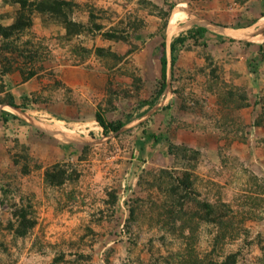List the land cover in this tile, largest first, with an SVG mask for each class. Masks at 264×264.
Wrapping results in <instances>:
<instances>
[{
    "label": "rangeland",
    "instance_id": "obj_1",
    "mask_svg": "<svg viewBox=\"0 0 264 264\" xmlns=\"http://www.w3.org/2000/svg\"><path fill=\"white\" fill-rule=\"evenodd\" d=\"M74 1L77 22L93 28L92 12L103 32L123 29L129 41L91 33L67 40L63 27L45 25L34 14L33 26L20 34L13 50L4 51L7 59L0 56V85L18 103L28 98L26 110L5 109L19 120L7 127L0 122V264H52L62 256L59 264H167L184 244L149 213L168 199L165 187H159L163 169L174 176L190 170L200 200L231 207L224 218L231 220L233 235L217 244L219 229L201 223L198 254L205 256L214 246L218 264L235 253L236 264H264V57L262 63L253 60L258 50L264 56V26L260 18L238 28L259 15L263 3L149 0L164 10L175 5L166 43L195 26L208 33L205 47L189 41L179 52L174 80L170 73L158 104L147 110L137 102L158 88L161 19L141 0ZM177 7L183 15L173 18ZM18 8L0 0V23L11 24ZM171 20L180 30L169 37ZM97 47L123 59L97 56ZM8 67L11 72H5ZM29 70L37 75L23 81ZM137 79L141 81L134 84ZM230 90L237 99L244 93L248 106L235 108L228 99ZM168 105L171 109L164 108ZM98 111L107 121L127 124L105 135L95 120ZM56 122L73 132L72 138L53 131ZM151 134H165L200 156L196 162L175 158L168 154V141L155 142ZM57 163L76 171L78 178L62 187L47 185L45 170ZM109 192L118 196L117 205L109 203ZM135 200L143 205L133 219L130 206ZM23 206H31L37 225L18 238L9 224Z\"/></svg>",
    "mask_w": 264,
    "mask_h": 264
},
{
    "label": "trees",
    "instance_id": "obj_2",
    "mask_svg": "<svg viewBox=\"0 0 264 264\" xmlns=\"http://www.w3.org/2000/svg\"><path fill=\"white\" fill-rule=\"evenodd\" d=\"M263 3V9L259 12V15L250 20L247 24H240L238 28L249 27L255 24L260 18L264 17V0H260ZM10 3L18 5V10L14 21L9 25H3L0 23V56L3 59H7L4 55L5 50H13L15 48L16 40L19 39L20 34L25 32L27 29L33 26V15L37 14L42 19L45 25L49 23H56L64 28L65 34L64 38L67 40H72L74 37L82 35L83 33L100 34L104 39L110 41H123L128 42L127 32L125 30H118L113 28L109 31L103 32L102 25H99L95 21V16L90 12V19L92 21V27H88L83 23L77 22L74 17V8L76 3L74 0H9ZM140 4L147 8L151 7L156 15L162 21V41L160 42L159 54H158V64H159V78L157 80L158 88L154 94L148 98L139 100L138 107L140 109L147 107V110L153 109L157 104L161 96L164 94L168 87V48L165 41L166 30L168 27L169 19L174 9L175 5H170L169 10H164L161 6L156 5L149 0H141ZM208 30L202 26H195L189 29L186 33H182L175 37L170 44V55H171V78L174 80V71L178 62L179 52L185 48V45L189 41H193L194 44L199 46H206ZM219 37V36H218ZM221 37V36H220ZM222 38V37H221ZM234 41V40H230ZM244 46H253L251 42L242 43ZM259 47V46H258ZM260 50L262 46L259 47ZM87 53H92V50L83 48ZM12 52V51H11ZM95 54L100 57H112L119 62L123 57L113 53L111 50L97 47L95 49ZM262 52L259 54V50L255 53L253 60L255 62L260 61L262 63ZM27 58V56H26ZM206 60L211 67V75L216 74V68L213 66V60L211 56H207ZM8 64H11L8 61ZM260 64V63H259ZM253 67V66H251ZM10 67L6 69L5 72H11ZM23 73V72H22ZM23 81H27L37 75L35 70H29L27 75L24 73ZM139 79L134 80V84L138 83ZM6 86L0 85V93H4V96H0V106H9L14 109L26 110V102L28 98H22V103H18L14 94L10 91H6ZM229 101L235 104V108L248 106L245 101L247 96L243 94H238L237 99L234 91L229 92ZM172 105L164 107L165 109H171ZM11 120H19V117L2 109L0 112V122L4 127L10 123ZM95 120L103 129L105 135L111 133H118L123 127L126 126L127 122L116 120L107 121L100 111L95 114ZM163 137L151 134L150 138L155 142H160L162 138L167 140V136L162 134ZM168 141V154L173 155L175 158L187 159L190 162H196L200 156L198 150L189 148L187 146L177 145L170 140ZM87 146L84 147L86 150ZM83 150V151H84ZM195 167L194 165L192 166ZM190 167V168H192ZM27 172V171H26ZM78 178V173L74 170H69L66 166L61 164H54L48 167L44 173V181L47 185L52 187H62L68 182H74ZM159 187H165L167 193V200H163L159 206L150 209L149 213L151 215L156 214V223L161 226L162 230L168 232L171 235H175L183 241V247L180 248L176 253L170 254L169 259L165 260L167 264H218L213 255L217 251V248L213 246V249L209 254L201 256L198 254L195 244L197 241L198 231L201 223H210L215 225L219 230L216 236L215 243L224 244L227 235L232 234L234 227L230 219L224 218L225 213L231 210V207L227 204L219 202H209L208 200H200L197 195L195 188L194 175L190 170L185 169L181 175L174 176V172L169 169H163L159 173ZM109 203L113 206L117 205L119 198L114 192H109ZM143 200H135L130 206V216L135 219L138 209L142 207ZM31 206H23L21 208H16L13 212L14 221L10 222L9 227L11 231L14 232L16 237H25L32 231L37 225V221L34 217L30 216ZM220 230H222L220 232ZM83 256H80L82 258ZM237 254L227 255L222 262V264H236ZM64 260V256L55 258L52 264H59Z\"/></svg>",
    "mask_w": 264,
    "mask_h": 264
},
{
    "label": "bare ground",
    "instance_id": "obj_3",
    "mask_svg": "<svg viewBox=\"0 0 264 264\" xmlns=\"http://www.w3.org/2000/svg\"><path fill=\"white\" fill-rule=\"evenodd\" d=\"M183 10L182 9H180V7H177L176 9H175V11L173 12V18H175V17H178V16H180V15H183ZM261 22H263V24H262V26H264V18H262V20H261ZM186 24V23H185ZM260 26V25H259ZM184 27V26H183ZM178 30H180L179 29V27L176 25V23H175V20H171V22H170V25H169V28H168V35H169V37L171 36H173ZM239 32V31H238ZM238 34V33H237ZM247 36H249V35H247ZM59 121V120H58ZM87 125V124H86ZM82 126V125H81ZM80 126V127H81ZM89 126V125H88ZM91 126V125H90ZM52 128H54V129H52L53 131H56L60 136H65L66 138L68 137H71L72 138V135H73V132H70V131H68V130H66L64 127H63V125H62V123L61 122H56L53 126H51ZM84 129V128H83ZM56 133V134H57ZM64 137V138H65Z\"/></svg>",
    "mask_w": 264,
    "mask_h": 264
},
{
    "label": "water",
    "instance_id": "obj_4",
    "mask_svg": "<svg viewBox=\"0 0 264 264\" xmlns=\"http://www.w3.org/2000/svg\"><path fill=\"white\" fill-rule=\"evenodd\" d=\"M172 41L169 40V43H167V48H168V61H169V68H168V76L170 77V73H171V64H170V60H171V55H170V44H171ZM1 109H10V110H16L12 107H9V106H5V107H1Z\"/></svg>",
    "mask_w": 264,
    "mask_h": 264
}]
</instances>
